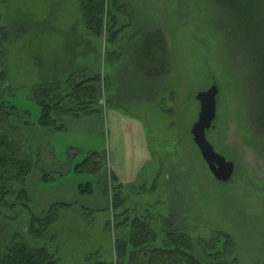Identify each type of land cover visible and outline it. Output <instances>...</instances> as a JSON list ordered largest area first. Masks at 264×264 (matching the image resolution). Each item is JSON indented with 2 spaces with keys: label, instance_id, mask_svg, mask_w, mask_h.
Here are the masks:
<instances>
[{
  "label": "rangeland",
  "instance_id": "374dc122",
  "mask_svg": "<svg viewBox=\"0 0 264 264\" xmlns=\"http://www.w3.org/2000/svg\"><path fill=\"white\" fill-rule=\"evenodd\" d=\"M246 1L253 3L251 17L259 22V0ZM120 3L127 16L119 18L124 27L113 46L105 42L107 33L101 39L86 33L75 0H5L0 5L11 35L2 68L15 105L30 114L33 126L22 130V137L34 157L24 185L27 209L0 206V220L7 222L9 235H24L31 215L50 214L45 242L58 264L112 263L114 236L126 235L114 234L113 225L106 228L115 222L113 173L122 184L120 221L147 219L158 237L155 247L163 246L165 231L172 229L186 234L202 254L205 244H216L223 234L233 243L225 264H264V134L256 125L259 23L231 17L213 0ZM156 30L167 52L164 70L154 77L146 72L156 65L139 55L146 50V35ZM107 52L118 56L106 59ZM85 70L108 79L99 111L66 117L62 131L39 128V107L29 99L30 89L64 83ZM213 85L219 90L216 118L206 138L235 165L227 184L211 175L190 134L199 112L195 96ZM94 153L105 159L101 171L77 173L76 165ZM103 178L111 190L105 195L99 189ZM89 183L92 194L80 187ZM15 200L9 197L8 205Z\"/></svg>",
  "mask_w": 264,
  "mask_h": 264
},
{
  "label": "trees",
  "instance_id": "16d2710c",
  "mask_svg": "<svg viewBox=\"0 0 264 264\" xmlns=\"http://www.w3.org/2000/svg\"><path fill=\"white\" fill-rule=\"evenodd\" d=\"M213 1L226 12L229 11L231 17H238L251 25L259 23V49L256 52L259 75V116L256 125L259 132L264 134V1L259 0V22L256 20L255 23L253 21L255 18L251 17V9H253L251 1ZM4 2L5 0H0V5ZM75 2L86 33L96 39H101L104 33H107L108 39L105 42L108 46L115 45L124 27L120 25L119 18L121 15L127 16V7L121 4L120 0H75ZM10 36L3 21V12H0V206L13 210L19 206L27 209L23 205L28 202L24 185L32 173L34 157L31 146L22 137V130L33 126L29 122L30 114L15 105L13 90L8 85V72L2 68L7 56L6 46L11 40ZM146 39V50L139 56L150 65H156L146 72L147 76L155 77L160 74L158 72L164 70L163 56L167 52L166 43L159 30L148 33ZM157 54L162 58L157 59ZM114 55L118 56L114 52H107L106 59ZM157 65L160 66L159 69H156ZM85 71L70 74L64 83L35 85L30 89L29 99L39 107L37 121L39 128L62 131L65 129L62 121L66 117L78 119L99 111V98L101 91L106 90L108 86V79L100 73ZM15 120H20L22 125L15 126L13 124ZM104 160L97 153L91 154L76 165L75 171L78 173L86 170L90 173H98L105 163ZM110 180L117 183V190L111 201L115 222H108L106 228L110 229L113 225L114 234L125 233L126 235L114 236L112 263L95 262L94 264H210L207 261L210 258L217 260L218 264H225L228 248H232L233 243L223 234L219 236V240H216V244L212 240L211 246L205 244L204 247H200L203 250L202 254L198 252L199 245L197 248L194 247L186 234H178L172 229L165 231L163 246L155 247L158 237L146 221L147 219L130 220L126 217L120 221L125 214V212L121 214L118 212L123 204L117 193L122 184L113 173L110 175ZM99 183V189L102 190L103 195L107 194V191L110 193L111 190L105 178ZM80 187L88 188L87 194H92L93 186L90 183ZM9 197L16 199L10 206L7 202ZM59 206L69 207L70 205L62 203ZM57 210L53 212L56 213ZM49 215L46 214L41 218L31 215L30 225L27 228L28 234L24 235H9V231L5 228L7 222L0 220V264H58L59 260L55 253L45 242L49 236L47 233L50 224L45 222L49 219Z\"/></svg>",
  "mask_w": 264,
  "mask_h": 264
},
{
  "label": "water",
  "instance_id": "95a60500",
  "mask_svg": "<svg viewBox=\"0 0 264 264\" xmlns=\"http://www.w3.org/2000/svg\"><path fill=\"white\" fill-rule=\"evenodd\" d=\"M218 93L217 86L213 85L208 90L196 94L195 99L199 103V112L190 134L211 175L217 182L227 184L232 180L235 165L215 152L206 138V133L211 129L216 118Z\"/></svg>",
  "mask_w": 264,
  "mask_h": 264
}]
</instances>
